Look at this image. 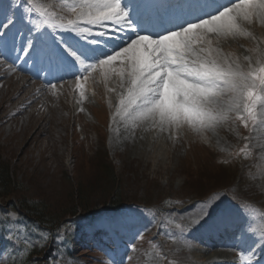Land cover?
<instances>
[{
	"label": "rangeland",
	"instance_id": "rangeland-1",
	"mask_svg": "<svg viewBox=\"0 0 264 264\" xmlns=\"http://www.w3.org/2000/svg\"><path fill=\"white\" fill-rule=\"evenodd\" d=\"M91 1L10 0L9 5H21L28 12L23 20H37L59 43L66 31L94 34L95 29L72 30L74 25L88 24L87 19L98 15L88 7H81ZM251 1L254 21L264 28V12L257 11L264 0ZM239 3L229 13L230 16L236 13L235 35L209 32L207 37L193 41L198 52L204 48L199 52L204 66H215L226 75L233 72L215 62L208 64L211 59L205 49L216 43L221 45V39L233 36L245 37L256 44L249 29L251 20L244 19L247 4L243 0ZM166 6L165 3L163 8ZM90 25L114 30L110 25ZM66 38L76 43L73 37ZM122 47L117 52L120 55ZM224 49L221 48L224 54H230V49ZM259 55L261 60L244 65L246 71L235 66L234 73L255 69L253 76L264 74L259 72L264 68V52L259 51ZM118 56L106 65L98 60L86 73L83 70L81 84L73 95L65 86L58 99L53 92H46L37 101H46L41 113L35 117L25 115L22 127L20 113L0 119V163L7 165L10 172V184L0 189V264H206L204 256L223 257L236 264H264V255L255 256L252 249L257 246L255 243L264 244V164H260L264 160V141L256 134L264 130L256 127L260 100L253 109L255 118L245 121L243 116L247 113L235 112L236 105L227 100V94L215 97L227 100L228 104L205 100L200 105L202 115L191 108V101L178 104L176 90L171 89L161 111L179 114L185 123L179 127L161 125L158 115L133 120L121 103L123 100L126 104L129 99L132 86L125 84L124 77L133 80L132 63L125 62V57L123 64L118 63L121 61ZM73 62L83 69L79 55L75 54ZM13 82L22 84L12 76L1 80L0 108L5 98L16 93L17 85ZM254 94L259 95L258 90ZM24 95L33 97L28 90ZM13 109V104H9L1 109V116ZM119 109L133 122L127 129L118 127L121 135L124 131L133 135L128 142L111 136ZM48 113L52 121L47 132L36 134L38 122L46 124L39 117ZM60 121H64V127L58 125ZM9 128H12L10 135ZM109 167L114 170L113 185L109 183ZM79 186L85 195L89 192L91 209L94 205L102 208L103 203L115 197L124 199L120 209L107 215L121 232L116 250L101 249L91 241L84 229L88 220L82 218L80 210L76 214L78 219L67 221L72 217L67 213L75 203ZM25 202L37 203L47 216L57 218L61 224L59 231L52 234L41 230L32 219L35 224L29 223L21 213ZM216 202L223 204V209L215 208ZM208 208L211 215L203 223L210 220L205 227L224 241L233 238L228 223L246 222L242 234L249 243L247 248H240L239 243L221 246L219 252L208 247L207 242L216 240L194 225L192 218L199 210ZM192 228L198 229L197 232L192 233Z\"/></svg>",
	"mask_w": 264,
	"mask_h": 264
},
{
	"label": "snow or ice",
	"instance_id": "snow-or-ice-1",
	"mask_svg": "<svg viewBox=\"0 0 264 264\" xmlns=\"http://www.w3.org/2000/svg\"><path fill=\"white\" fill-rule=\"evenodd\" d=\"M243 2L249 4L251 0H243ZM72 7L75 10V6ZM81 7L94 8L99 13L95 19H87L86 23L88 24L98 23L101 19L112 21L114 17H120L122 18L120 21L121 30L124 26L130 27L125 19L126 14L121 10L120 0H98L96 3H88ZM260 7L264 8V3L260 4ZM232 11L231 5L208 19L162 37L150 38L142 35L129 39L130 47L124 45L121 53L131 61L133 69L134 78L131 81L133 87L129 89V99L126 104L123 100L121 101L124 104V111L129 117L133 119L154 118L158 115L161 125L169 124L179 127L185 123L184 117L161 111L164 100L168 98L171 89L176 90L178 104H186L191 101V108L202 115L200 105L205 100L213 99L217 94L223 95L227 92L229 95H234L235 112L242 110L247 113L243 116L245 121L255 118L253 109H256L257 101L260 100V122L256 127H264V74L257 78L253 76V72L256 70L251 69L247 73L237 71L226 75L224 71L215 66L205 67L199 54L204 51V48L202 47L199 52L193 48V41L207 36L209 32L217 34L231 32L235 35L237 21L236 13L233 12L231 16L229 15ZM250 12L244 13V19L250 18ZM81 19H84L83 15ZM72 30L86 31L87 29L73 28ZM143 37L149 39H142ZM151 41H156V43H151ZM26 54L27 49L25 50ZM115 59V55H110L99 63H109ZM207 63L213 64V61L208 60ZM259 72L264 73V68H261ZM257 90L259 95L254 94ZM162 96L163 99H161ZM134 105L135 107H133ZM137 113L139 117H137ZM187 123L195 124L193 121H187ZM204 214L201 211L200 219ZM252 257L249 256V259Z\"/></svg>",
	"mask_w": 264,
	"mask_h": 264
},
{
	"label": "bare ground",
	"instance_id": "bare-ground-1",
	"mask_svg": "<svg viewBox=\"0 0 264 264\" xmlns=\"http://www.w3.org/2000/svg\"><path fill=\"white\" fill-rule=\"evenodd\" d=\"M96 2H98V0H93L90 3H96ZM126 2L132 4V7H131L132 9L125 11V14H126L125 19L127 20V19H129L131 17H134L137 12H140L141 8H142V5L138 2V0H124V1H120V5L122 6L123 3H126ZM252 2L253 1H251V3H249V4H247V7H246L247 11H245L244 13L250 12V10H252V8H251L252 7ZM234 3H233L234 5L231 4L232 8H235L238 5H240V3H236V1ZM82 4H87V2H84ZM231 5H229L228 2H226V1H222L221 7L222 8H226V7L231 6ZM122 7H121V10L123 11ZM218 9L219 8H214L213 5H209L207 11L201 12V13H194V15H192L189 18V20L182 21V24L179 27L178 26H176L175 28L172 27V29H173L172 32L178 31V30L184 28L185 24H187L189 22L195 24L197 22H200V21H203L205 19H208V18L216 15ZM258 9L259 10H257V11H261L260 14H262L264 12V9H262L260 7H258ZM92 10L94 11V13L96 12L99 15V13L97 12L96 9L93 8ZM254 18H255L254 12L251 11L250 12V18H249L251 20L249 29L252 32V35H253L254 39L257 41L256 44L251 43V41L247 40V38H245V37H239V36H233L232 39H231V37H229L226 40H222L221 39V42H222L221 45H218V43H216L215 45H209L208 49H205L206 55L208 56V58L213 60V62H215L218 66L222 67L223 69H228V70H230L233 73H234L235 66H238L239 68H241V70L246 71L245 68H244V65L247 62L253 63L255 60H261L260 59V55H259V51L264 52V37L262 36L264 34V28L260 27L254 21ZM121 19L122 18H120V17H114L112 21H105V20L101 19L98 22V23H109V24L115 25L117 28L120 29V31H118V32L116 31L115 32L116 38L110 44H107L105 39L103 37H100V40L102 41L101 47H104L105 44H107V46H109L108 50H103L101 52V54L99 55V58L102 59V60L106 59L107 57H109L112 54L114 55L115 53L119 52V50H120L119 48L121 47L122 44H126V43L130 44V41H129L130 38H137V36H142L145 33L143 28L142 29L132 30V29H130L127 26H124L123 29L121 30V27H120ZM0 24H1V22H0ZM81 26L91 27L89 24H83ZM237 27L238 26L236 25V28ZM11 32L15 33V34H18L17 29L15 27L11 28ZM158 34L159 33H157L155 35L150 34L149 37L150 38H156V37H159ZM208 43H210V41ZM2 47H3V45H2L1 39H0V82L4 78H9L10 76H12L14 79H16V81H20L22 84L20 86L18 84V82H13L12 83L13 85H17L16 93L11 95V96H8L7 98H5L3 100L2 106L0 108V119L8 117L10 115L17 116L20 113L22 117H21L19 122H20L21 127H22V124L27 119V117H25V115H29L28 117H35V116H37L38 114L41 113L42 107L46 105V101L45 100H43L41 102H37L38 99H40V97L43 96L46 92H47V94H48V92H53L54 96L58 99V95L62 94V92H63V89L61 90V88L63 87L64 83H58L57 82L58 83L57 86L53 87V86H49V84H41L38 81H34L33 79H35L36 76H34V74H31V72H29L27 70V68H26V64L29 61L28 58H27V60L25 58L26 57V55H25L26 47L25 46H21V47H18V49L13 47L9 51L10 54L8 52L2 51ZM221 48H223V49L227 48L228 50L230 49L231 50L230 54H224L223 53L224 51L221 50ZM15 54H17L20 59L21 58L23 59V64H24L23 66L18 65V61L14 60L13 55H15ZM118 55H120V54L117 53L115 56L117 57ZM118 57H121L120 58L121 61H117V62L118 63L120 62L121 64H123L124 56L121 54ZM124 61L125 62H130L129 60H124ZM113 63H114V61H113ZM102 64L106 65V63H102ZM48 80L49 81H46L47 83L52 82V79H48ZM124 80H125V84H131V86L133 87V85L131 83V81H132L131 77H124ZM29 88H30V90H29ZM27 90H28V95L29 96H33V97L27 98L24 95V92L27 91ZM0 93H1V91H0ZM224 94H227V100H229V101H233L234 100V95H229L227 92H225ZM0 98H1V96H0ZM213 99L214 100L216 99L215 100L216 104H218L217 102L227 103L228 104V101L227 100H221L222 98L218 99V98L214 97ZM9 104H13L14 109L13 110H9L5 116H1V113H2L1 109H3L4 107L7 108V106ZM49 111L51 112L52 110H49ZM117 113H118L117 120L116 121L114 120L113 127H112V135H111L112 139H115V140L116 139H120L123 142H128V141L131 140V137L133 135L131 136V134L127 133L126 131H124L122 133V135H121L120 133H118V127H121L122 129H127V128L130 127V125L133 122L130 121L129 119H126L124 117V115H123L124 111L122 109H119V111ZM137 117H139L138 113H137ZM39 118L41 120L46 121V124H44L41 121L38 122V129H37L38 133H36L38 135L43 134L44 132H47L48 127H49L48 124L50 125V123L52 121V119L50 118L49 113L46 114V115H41ZM137 119L140 120L141 118H136V119H133V120H137ZM259 122H260V120H259ZM58 125H60V127L61 126L64 127V121L58 122ZM11 131H12V128H9L7 133L10 135ZM256 134L259 137H262L260 139V141H264V130L257 131ZM262 144H264V143H262ZM261 163L264 164V160L261 161L260 164ZM213 206L215 208L224 207L223 204H220L218 202H216ZM221 209H223V208H221ZM201 211L203 213H205L203 215L202 219H200ZM210 215H211V208L210 209L208 208V209H201L198 212H196L193 216L192 215L191 216L193 218V221L195 222L194 225H198L201 229H204L205 230V234H207L211 238H213L215 236L214 232L211 231V230H208L207 228H205V225H206L205 223L210 224V222H209L210 220L206 221L205 223H203L207 218H209ZM245 224L246 223H244L243 221H237V223H233L232 224V231L230 229V231H231L230 234L232 233V234H234L233 236H235V231H236V235L238 233V242L246 245L247 242H248L247 238L245 237L244 234H242V229H243ZM245 226L247 227V224ZM228 228H230V226ZM239 229H241V232H240ZM190 231L191 232H195V228L194 229L192 228V230H190ZM200 238L205 240V237H203V236H200ZM233 238H234L233 240L235 241L236 237H233ZM255 244L258 245L257 243H255ZM207 245H208V247H211V249L213 248L217 252H219V250H220L219 246H225V244H223V241L220 242L219 240L215 244H207ZM252 248L254 249L255 255L264 254V244H261L259 246H255V248L254 247H252ZM204 257L206 258L205 261H204V262H206V264H213V262H218V264H236L235 261L229 260V259H225L223 257H221V258H216L214 256H208V257L204 256Z\"/></svg>",
	"mask_w": 264,
	"mask_h": 264
},
{
	"label": "trees",
	"instance_id": "trees-1",
	"mask_svg": "<svg viewBox=\"0 0 264 264\" xmlns=\"http://www.w3.org/2000/svg\"><path fill=\"white\" fill-rule=\"evenodd\" d=\"M104 169L106 168L105 165L102 166ZM111 168V167H109ZM108 169V168H107ZM109 170V169H108ZM9 170H8V166L1 164L0 163V189L1 188H6L9 184H10V180H9ZM114 170L113 168H111V172L109 174H111L110 177H108L109 183L110 185L114 184V179L111 178H115L114 175ZM83 189L81 186H79V188L76 191V197H75V203L72 205L71 209L68 211L67 216H75L77 214V211L80 210V212H82L81 214L87 215L95 210L98 209V207H96V205H94L92 208V206L89 205V200H88V196H89V192L85 195V193L83 192ZM84 194V195H83ZM124 199H120L118 197L112 198L108 203H103L104 207L102 208H117L119 206H121V204L123 203ZM22 211L29 217H33L39 224H41L44 227L47 228H56L60 226V221L57 220V218H52L50 216H47V214H45L44 209L37 203H30V202H25V204L21 205ZM101 208V207H99ZM79 212V211H78Z\"/></svg>",
	"mask_w": 264,
	"mask_h": 264
},
{
	"label": "clouds",
	"instance_id": "clouds-1",
	"mask_svg": "<svg viewBox=\"0 0 264 264\" xmlns=\"http://www.w3.org/2000/svg\"><path fill=\"white\" fill-rule=\"evenodd\" d=\"M142 39L147 40V39H149V38H147V37H143ZM162 39H166V38H162ZM151 43H156V41H151Z\"/></svg>",
	"mask_w": 264,
	"mask_h": 264
}]
</instances>
